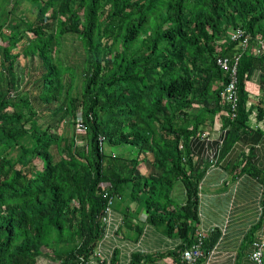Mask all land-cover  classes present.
Wrapping results in <instances>:
<instances>
[{"label":"trees","instance_id":"obj_1","mask_svg":"<svg viewBox=\"0 0 264 264\" xmlns=\"http://www.w3.org/2000/svg\"><path fill=\"white\" fill-rule=\"evenodd\" d=\"M8 1L0 0V264H39L44 249L57 264H85L104 236L108 200L119 207L125 184L124 223L143 218L182 238L177 250L133 253L128 264L180 255L206 232L198 190L207 166L193 165L190 144L202 147L217 112L237 132L253 111L244 85L259 58L245 50L235 78L216 59L233 56L238 27L264 38V0H37L35 17L6 32ZM71 34L76 64L55 58ZM232 79L233 118L224 91ZM235 169L261 180L264 207V168ZM178 181L184 204L171 194ZM260 225L245 240L255 264H264V254L252 255ZM206 234L212 251L220 232Z\"/></svg>","mask_w":264,"mask_h":264},{"label":"crops","instance_id":"obj_2","mask_svg":"<svg viewBox=\"0 0 264 264\" xmlns=\"http://www.w3.org/2000/svg\"><path fill=\"white\" fill-rule=\"evenodd\" d=\"M258 58L259 64L249 72L244 85L248 104L253 108L248 128L231 132L225 123L226 113L221 110L205 127L207 137L202 147L190 144L193 165L196 168L207 166L199 183L198 228L206 232L217 228L220 232L210 256L194 264H255L245 240L251 227L259 221L261 225L256 236L264 237L263 184L246 171L233 175L237 166L264 168V56ZM259 108L263 120L256 119ZM124 189V202L112 209L105 235L97 246L101 258L91 257L85 264H128L133 253L158 256L166 250H177L181 245L179 235L168 234L163 228L143 222V218L124 223L129 184H125ZM171 194L177 203L186 202L187 192L181 181L176 183ZM43 257L39 256L38 263L50 264ZM143 264L190 263L183 262L178 254L161 256Z\"/></svg>","mask_w":264,"mask_h":264},{"label":"built area","instance_id":"obj_3","mask_svg":"<svg viewBox=\"0 0 264 264\" xmlns=\"http://www.w3.org/2000/svg\"><path fill=\"white\" fill-rule=\"evenodd\" d=\"M230 40L234 41L238 44V46L241 47V50L245 49L246 47H248L250 45L251 42V35L250 33L246 32L244 29L238 27L236 28L230 36ZM253 50H254V54L256 55H264V43L262 40H259L256 44L254 43V45L252 46ZM241 53H236L234 55V57L231 59V61H233L230 65H229V57H218L216 62L220 67L223 68H229L231 69V77L235 78V75L237 73V64H238V59L240 57ZM229 66V67H228ZM235 79H232L228 82V84H226V87L224 89V91L226 92V100H228V103L230 104V117H235L236 115V106H237V98L235 96L236 91V85H235ZM113 196H111L108 200L107 203V207L105 209V215L103 216V221L105 222V224L107 225L110 219V214L112 211V204H113ZM207 237L206 232H199L196 241L193 243V245H191L190 247L186 248L182 254L181 257L186 260L189 263H193L195 261H197L198 258L204 256L206 253L209 255L211 252H205V250L203 249V244H204V240ZM254 246H255V250L253 252V257L258 261H262L263 259V252H264V240H256L254 241ZM100 252L96 251L93 254V257H99L100 256Z\"/></svg>","mask_w":264,"mask_h":264},{"label":"rangeland","instance_id":"obj_4","mask_svg":"<svg viewBox=\"0 0 264 264\" xmlns=\"http://www.w3.org/2000/svg\"><path fill=\"white\" fill-rule=\"evenodd\" d=\"M33 3H37V0H9L7 2V5L3 7V11H2V21L3 24L5 26V30L7 32V30L9 29H17L21 26H24V19L26 20V18L32 19L35 17L36 15V7L33 6ZM52 26V25H51ZM52 27H49L48 25H46L45 30H52ZM7 35V33L4 34V36ZM78 37L74 34L71 35H64L62 38V43L60 50L58 51V53H55V58L60 59L62 61H68L71 63H78L81 62V49H80V43H79V39H77ZM26 39H23V42H25ZM8 43V41H4V44L6 45ZM21 44V43H20ZM18 44V46L20 45ZM20 51V48L17 49H13V52H15L16 50ZM15 75L16 77H18L20 75V73L23 70L22 67V63H20L19 61L15 62ZM54 127V125H56V117L53 114L50 119H49ZM117 147V146H114ZM53 150V148H52ZM45 251V256H47L46 254V249H44ZM212 253V252H211ZM210 253V254H211ZM210 254L207 256L209 257ZM43 257V258H50V256L48 255L47 257ZM206 257V258H207ZM48 260L50 264H57L56 262H50V259H45ZM94 260V259H91ZM199 261V260H198ZM198 261H195L193 263L190 264H194L197 263ZM40 263V262H39ZM44 264V263H43Z\"/></svg>","mask_w":264,"mask_h":264},{"label":"clouds","instance_id":"obj_5","mask_svg":"<svg viewBox=\"0 0 264 264\" xmlns=\"http://www.w3.org/2000/svg\"><path fill=\"white\" fill-rule=\"evenodd\" d=\"M240 28H242V27H240ZM242 29H244V28H242ZM246 32H248V33H250L249 31H247L246 29H244ZM233 32V31H232ZM232 32H230V35H229V40H228V43H230V42H233V44H234V46H233V50H234V52L232 53L233 54V56L232 57H230V56H226V57H229V58H233L234 57V55L236 54V53H241V55H242V53L245 51V50H251L252 51V53L254 54V50H253V45H254V43L256 44L259 40H262L263 41V43H264V38L263 37H261V36H254L252 33H250V35H251V42H250V45L248 46V47H246L245 49H243V50H241V47L240 46H238V44L236 43V42H234V41H231L230 40V36H231V33ZM240 55V56H241ZM254 56H256V57H258V56H264V55H256V54H254ZM240 58V57H239ZM217 60V59H216ZM239 60V59H238ZM217 63V62H216ZM200 186V185H199ZM113 209V208H112ZM110 220V219H109ZM109 223V222H108ZM108 225V224H107ZM107 225H106V227H107ZM106 227H105V232H106ZM105 232H104V235H105ZM203 232V231H202ZM206 239V238H205ZM196 241V239L194 240V242ZM193 242V243H194ZM193 243L191 244V245H193ZM190 245V246H191ZM189 246V247H190ZM188 248V247H187ZM186 249V248H185ZM185 249H183L181 252H180V258H181V260L183 261V262H186V263H189V262H187L186 260H184L182 257H181V254H182V252L185 250ZM203 249L205 250V252H213V250L212 251H210V250H208V249H206V247H205V242H204V244H203ZM96 251H99L100 252V250L97 248V250ZM101 253V252H100ZM208 256V254L206 253L204 256H202V257H200V258H198L197 259V261L199 260H202V259H205L206 257ZM91 257H93V255H91ZM90 257V258H91ZM94 258H101V254H100V256L99 257H94ZM198 261V262H199Z\"/></svg>","mask_w":264,"mask_h":264}]
</instances>
